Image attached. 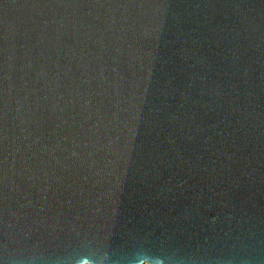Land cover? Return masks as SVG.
<instances>
[{
	"label": "water",
	"instance_id": "95a60500",
	"mask_svg": "<svg viewBox=\"0 0 264 264\" xmlns=\"http://www.w3.org/2000/svg\"><path fill=\"white\" fill-rule=\"evenodd\" d=\"M264 264V0H0V264Z\"/></svg>",
	"mask_w": 264,
	"mask_h": 264
},
{
	"label": "clouds",
	"instance_id": "9594fccd",
	"mask_svg": "<svg viewBox=\"0 0 264 264\" xmlns=\"http://www.w3.org/2000/svg\"><path fill=\"white\" fill-rule=\"evenodd\" d=\"M85 264H86V262H85Z\"/></svg>",
	"mask_w": 264,
	"mask_h": 264
}]
</instances>
